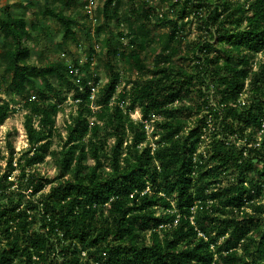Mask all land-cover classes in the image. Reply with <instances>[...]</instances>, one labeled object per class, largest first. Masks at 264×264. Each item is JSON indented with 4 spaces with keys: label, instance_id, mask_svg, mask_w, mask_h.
Returning a JSON list of instances; mask_svg holds the SVG:
<instances>
[{
    "label": "trees",
    "instance_id": "16d2710c",
    "mask_svg": "<svg viewBox=\"0 0 264 264\" xmlns=\"http://www.w3.org/2000/svg\"><path fill=\"white\" fill-rule=\"evenodd\" d=\"M23 1L31 18L0 14V128L26 111L29 145L0 154V264H264V0H104L83 64L68 43L95 0ZM58 35L62 57L29 62Z\"/></svg>",
    "mask_w": 264,
    "mask_h": 264
},
{
    "label": "rangeland",
    "instance_id": "374dc122",
    "mask_svg": "<svg viewBox=\"0 0 264 264\" xmlns=\"http://www.w3.org/2000/svg\"><path fill=\"white\" fill-rule=\"evenodd\" d=\"M24 2V1H23ZM21 0H0V14L5 15L8 12L15 11L18 15L23 14L27 18L32 17V11L24 7L26 4L25 2L23 3ZM104 0H95L91 5L90 8L88 9L89 14L91 15V21L84 23L90 24V34H91V39H87L86 33L80 32L78 34V37L76 41H72L68 43V49L72 51V56L68 57L70 60L77 59L79 60L80 63H85L87 61V56H88V49L90 45H94L97 52L100 54H105V52H102V48L104 45V39L107 36V33H104L101 36H98L97 30L100 26H102V20L96 19V14H97V6L102 5ZM131 3L127 2L126 7ZM125 7V8H126ZM167 8L162 7L160 10L161 13H166ZM72 18H76L77 14L75 12H70L69 13ZM49 25L51 28H55L56 24L53 20H49ZM158 34H163L167 32L166 29H160L158 28L156 31ZM200 34V31L197 29V24H192L189 26L184 33V36L187 38V41H194L198 39V36ZM62 41V35H58L56 37V44L57 46H60ZM126 42V41H125ZM99 46V48L97 47ZM31 50H33L32 53V58L30 59V63L32 64H39L42 65L44 63H47L49 61H55L59 57H62L64 54L65 50H68L65 46H60L59 48H54L53 45L47 41L46 39L41 38V41L37 43L36 45L30 44ZM153 55V54H152ZM264 59V54H259L257 61L263 60ZM153 57L150 59V64H152ZM117 68L125 73V75L132 80L138 79L137 72L133 71L129 65L126 62L120 61L118 63ZM97 69L99 78H100V84L99 88L104 86L109 77V72L107 71L105 67V59L104 56H101L99 59L95 58V64L92 68L93 71ZM4 74L3 68L0 67V76ZM122 89V87H121ZM121 91V90H120ZM72 94H70L71 96ZM6 95L4 93H0V101L6 99ZM21 98H18L20 100ZM199 99L196 97L195 98V104L198 102ZM23 102H21V105ZM20 107V105L18 106ZM77 110V107L74 105L72 97L71 99L68 100L66 106H65V112H59L56 118V126L58 129L62 132L63 136H65L66 131H65V125L67 122L70 120V115L71 113H75ZM27 112L24 110H20L17 113L12 114L5 124L1 126L0 128V154L4 158H8L10 155V144L13 145L15 152L17 154H21L25 149L28 148V139L26 135V130H25V117H26ZM135 120H139L141 118V113L140 110H137L135 113H133L132 116ZM195 119V116H193V119ZM59 139L56 137L55 142H54V148L55 149H60V144H59ZM113 142V141H112ZM111 142V143H112ZM0 166L5 169L7 166V160L6 159H0ZM38 170L42 173L43 176L48 177V178H53L58 174L57 170V165L55 160L52 157H48L46 159V162L38 167ZM15 174H19V171L15 172ZM49 191V188L46 190V192Z\"/></svg>",
    "mask_w": 264,
    "mask_h": 264
},
{
    "label": "built area",
    "instance_id": "2783aa9c",
    "mask_svg": "<svg viewBox=\"0 0 264 264\" xmlns=\"http://www.w3.org/2000/svg\"><path fill=\"white\" fill-rule=\"evenodd\" d=\"M96 92V88L95 87H92V93H93V96H94V93Z\"/></svg>",
    "mask_w": 264,
    "mask_h": 264
}]
</instances>
